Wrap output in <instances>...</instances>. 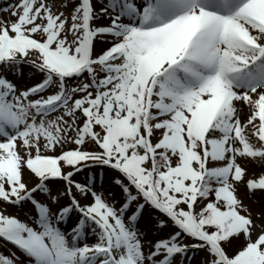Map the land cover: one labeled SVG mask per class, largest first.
Segmentation results:
<instances>
[{
  "label": "snow or ice",
  "instance_id": "snow-or-ice-1",
  "mask_svg": "<svg viewBox=\"0 0 264 264\" xmlns=\"http://www.w3.org/2000/svg\"><path fill=\"white\" fill-rule=\"evenodd\" d=\"M0 264H264V0H0Z\"/></svg>",
  "mask_w": 264,
  "mask_h": 264
}]
</instances>
